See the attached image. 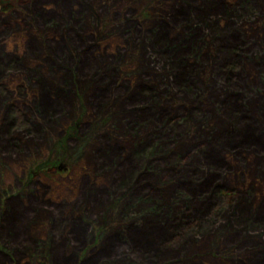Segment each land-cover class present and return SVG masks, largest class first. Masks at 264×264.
Returning a JSON list of instances; mask_svg holds the SVG:
<instances>
[{
    "label": "trees",
    "instance_id": "trees-1",
    "mask_svg": "<svg viewBox=\"0 0 264 264\" xmlns=\"http://www.w3.org/2000/svg\"><path fill=\"white\" fill-rule=\"evenodd\" d=\"M51 1L56 8L43 10L40 9V1L29 0L35 8L32 11V20L51 23L58 30L57 37L47 40L51 53L47 58L55 67L61 68L66 76L61 78L63 83L57 91L49 88L41 80V76L30 79L40 88V93H34L32 102L26 100L24 103L26 110L29 111L27 124L34 127H42L43 122H48L61 113L64 110L61 107H67L71 101L70 89L74 88L76 91V84L81 81L89 80L100 84L94 94L97 97L96 101L108 97L117 98L118 90L138 87L136 84L132 86L131 79L124 76L131 74L130 71H122L118 67L109 71L107 59L116 61L127 52V49L118 48L117 55L103 53L97 46L96 36L91 32L81 33L82 25L79 22L81 15L76 9L74 7L70 9L64 0ZM237 1L238 6L226 0H184L182 4L171 8L166 15L159 17V20L149 22L146 28L155 21L157 24H153L151 31L147 33L142 24L127 18L124 11L121 12L125 17L124 21H129L130 29L134 31V34L128 33L126 36L127 45L130 46L132 43H137V46L138 43L145 45L146 51L144 49L141 55H145L146 52L151 65L150 71L155 78H158L152 80V76L150 78L146 73H142L146 81L145 86L143 85L145 89L127 98L126 102L133 111L136 121L154 124L152 154L158 155L151 158L142 157L143 159L133 156L123 158L120 153L122 148H119V145H105L106 149L101 150L104 160L108 161L109 167H116L117 188L120 189H115L122 196L125 194L128 196L124 205L122 203L123 215L128 212L127 224L124 229L116 235L113 233L109 238L105 232L103 242L106 244L94 247L80 258L78 250L76 253L75 250L81 246L82 235L89 233L91 222L84 220L81 214L72 217L74 223L80 225L79 228L78 226L75 230L69 228V231L64 232V227L60 233L56 231L52 235L50 246L55 264H119V262L120 264H202L197 254L188 255L187 252L190 248V246L186 248L189 239L199 242L203 237V234L194 236L198 235L199 231L195 233L187 228L193 222L184 225L187 217L193 220L207 218L206 222L213 229L223 225L226 233L231 232V234L218 236L215 240L228 242L227 246L242 248L243 243L232 242L234 234H240L243 238H256L264 244L262 222L264 198L258 200L245 190L231 203H220L219 210L214 213H207L203 207L208 201L215 199L216 190L219 192L222 189L227 190L224 186L227 178L223 170L230 165V162L226 161L223 154L225 149L248 148L251 156H254V153L255 157L257 153L264 156V127L261 126L264 124V109L258 105V102L264 104V55L260 54L263 59L258 61V54L253 57L252 50L247 49L249 35L244 30L241 31L243 27L240 25L242 20L245 21L244 19L249 17L247 12L250 3L249 0L247 3L246 0ZM13 5L11 0H0V29L6 26L4 17L12 12ZM84 5L85 3L81 4ZM258 42H261V50L264 52V38ZM242 61H245L246 65L255 67L254 71L258 70L255 77H252V74L248 75L245 70L233 72L230 69L234 64L240 67ZM2 64L0 60V65ZM13 67L17 68L16 65ZM209 67L213 71L212 84L206 80L204 70ZM26 71L34 73V67H28ZM166 72L169 76L162 80L160 74ZM113 74L117 75L115 81L111 80ZM163 92L164 95H161ZM215 96L218 97L213 103L216 114H222L225 124L229 126H226L222 136H218V132L215 131L214 122L208 121V129L203 127L207 120L204 114L212 110L210 102ZM192 101L198 104L199 108L194 109L190 104ZM196 111L200 113L199 116L194 113ZM83 115L84 112L78 118L80 116L83 118ZM200 115H203L202 119ZM182 119L184 122H180ZM199 122L202 123L200 127H198ZM81 123L80 128L75 126V132L80 133L84 124L83 121ZM196 125L197 129H195ZM202 129L207 131V138L197 143L190 156L196 164H199L198 167H195V164L192 166L182 163L168 168L158 165L149 167L153 161L167 160L172 147H163V141L171 139L172 146L175 147L176 141H184L181 140L182 138L187 140L194 139L195 136H205L194 135L196 132H204ZM12 131L0 125V140L4 148L9 151L18 145V134L26 140L33 139V130L16 128ZM71 137L67 136V142ZM172 138L177 140L174 141ZM115 151L122 158L121 163L117 162L119 165L116 164L117 156L113 154ZM238 154L241 156L239 152ZM189 166H191L189 170L191 176L188 177L187 173L181 171ZM177 168L178 170H175ZM170 183H175L177 189L171 200L169 193L174 188ZM91 190L97 193L92 195V199L96 202H100V192L106 193L107 196L113 192L110 188L103 187L99 190ZM250 198H254V201H250ZM16 203L13 201L12 206ZM18 209L24 211L22 206ZM18 211L16 210V217L10 223H16L20 227L12 229L8 234L17 231L15 233L20 235L22 241L30 244L31 240L24 231L25 228L19 223L22 215ZM192 212L201 214L193 217ZM8 216L10 215L7 213L6 219L9 221ZM198 225L200 224L197 223ZM205 233L208 234L209 230ZM2 242L3 248L7 250L9 245L6 239ZM43 243L45 250L48 249L47 243L45 241ZM23 247L20 245L19 248L8 250L18 252ZM246 262L250 261L246 259ZM253 263L264 264V253L255 257Z\"/></svg>",
    "mask_w": 264,
    "mask_h": 264
},
{
    "label": "rangeland",
    "instance_id": "rangeland-1",
    "mask_svg": "<svg viewBox=\"0 0 264 264\" xmlns=\"http://www.w3.org/2000/svg\"><path fill=\"white\" fill-rule=\"evenodd\" d=\"M38 1H40V9L56 8L51 0ZM64 1L70 9L74 7L81 15L79 18L82 25L81 33L91 32L96 36L97 46L103 53L117 55L118 48L127 49V52L118 57L116 61L107 59L109 71L116 67L122 71H130L131 74L124 76L131 79L132 86L136 84L138 87L137 89L131 87L129 90L123 88L117 91V98L108 97L96 101L97 97L94 94L100 84L89 80L81 81L76 84V91L74 88L70 89L72 102L70 101L67 107H61L64 110L54 117L55 119L43 122L42 127L29 126L27 124L29 111L26 110L24 103L26 100L32 102L34 93H40V88L35 86L30 79L41 76V80L49 88L57 91L60 90L63 83L61 78L66 75L61 68L55 67L52 61L47 58V56H51L47 40L57 37L58 30L51 23H39L35 19L32 20V11L35 8L29 0H11L14 9L4 17L6 26L0 29V60L3 62L0 65V125L7 127L11 132L16 128L33 130V139L26 140L18 134V145L12 146L10 151L4 148V144L0 140V264H15L16 262L17 264H55L52 260L54 254L50 246L52 235L56 231L60 233L64 227V232L69 231V228L74 230L77 226L79 228L80 225L74 223L72 217L80 216V214L84 220L91 223H89V233L82 235L81 246L75 250V253L78 250V255L82 258L94 247L105 245L106 243L103 242L105 232L109 238L113 233L116 235L124 229L127 224L128 212L123 215L122 208L128 196L126 194L122 196L115 189L118 184L116 167H109L110 164L106 159L104 160L101 150L106 149L105 145L109 144L119 145L118 147L122 148L120 153L123 158L133 156L143 159L142 157L151 158L158 155L152 154L154 151V133H152L155 128L154 124L136 121L133 111L126 103L127 98H131L136 92L145 89L146 81L142 77V73H146L150 78L152 76V80H158V78H155V75L150 71L151 65L146 52L145 55H141L144 49L146 51L145 45L138 43L137 46L136 42V44L127 45L126 36L134 31L130 29V22L124 21L125 17L121 15V12L124 11L127 18L142 24L147 33L151 31L153 24H157L155 21L149 28H146L149 22L159 20V17L163 14L166 15L171 8L182 4L184 0ZM226 1L239 5L237 0ZM245 2L247 3V0ZM248 2L250 3L249 12H247L249 17L244 19L245 21L242 20L240 26L243 27L241 31L244 30L249 35L248 44L245 43L247 49L252 50L253 57L257 53L259 61L263 59L260 54L264 55L261 50V42H258L264 38V0H249ZM84 3L85 5L81 6ZM242 63L240 67L234 64L230 69L233 72L245 70L248 75L252 74V77H255L258 70L254 71L255 67L246 65L245 61ZM15 65L17 68L13 67ZM28 67H34V73L26 71ZM204 70L206 71V80L212 84V68ZM160 76L164 80L169 75L166 72ZM116 79L117 75H111V80L115 81ZM158 84L160 86V81ZM161 95H164V92ZM217 98L215 96L214 100L210 102L212 106L210 113L204 114L207 116V120L203 127L209 128L208 121L214 122L215 131L218 132V136H222L228 125L225 124L222 114H216L213 103L217 101ZM190 104L194 109L199 108L194 101ZM258 105L264 109L263 103L258 102ZM59 109L58 107L57 110L59 111ZM83 112V118L81 116L78 118ZM194 113L197 116L200 114L198 111ZM182 120L180 122H184V119ZM81 121L84 124L80 133L75 132L77 126L80 128ZM201 124L199 122L198 127ZM261 126L264 127V124ZM195 129H197V125ZM202 130L204 131V129ZM206 132L194 133V135H205L203 137L195 136L194 139L185 140L181 137L183 142L172 138L176 141L175 147L172 146L171 139L163 141V147H172L167 160L153 161L149 167L158 165L168 168L180 163L192 164V166L195 164V167H198L199 164H196L190 156L197 143L207 138L208 133ZM67 136H72L68 142ZM113 154L118 159L116 164L117 162L121 163L122 158L117 155L118 153L115 151ZM223 154L226 161L230 162V165L223 170L226 173L227 181H224V186L227 190L222 189L220 192L216 190L215 199L203 205L207 213L218 211L220 203H231L245 190L258 200L264 198V164L262 165L264 156L257 155L258 153L257 157H255V153L254 156H251L248 153V148L225 149ZM186 168L181 172L187 173L189 177L191 176L189 171L191 166ZM196 176L198 175L196 174ZM101 187L110 188L113 192L108 196L106 193L100 192V202H96L92 199V195L97 193L96 191L91 192V189L99 190ZM172 187L174 189L169 193L170 200L177 191L175 183ZM135 189L138 190V188ZM165 200L167 203L168 199ZM13 201L17 202L15 206H12ZM250 201H254V198H250ZM19 206H22L24 211L18 209ZM29 207L30 209H28ZM16 210H19L18 212L22 215L19 223L25 228L24 231L27 232V236L31 240L30 244H25L19 237L20 235L15 233L17 231L11 235L8 234L12 229L20 227L16 223H10L16 217ZM7 213L10 215L8 216L9 221L6 219ZM192 213L193 217L201 214ZM206 219L185 218V226L190 222H193L191 225H196L189 224L187 227L191 232L199 231V234L194 235V233V236L198 237L203 234L199 242L189 239L186 246V248L190 246L189 251L187 250L188 255L197 254L202 264H256L253 263L255 257L264 253V244L260 240L251 237L243 238L240 237V234H234L232 242L243 243L242 248L227 246L228 242H219L215 238L222 235L228 236L231 232L226 233L223 225L213 229L208 225ZM262 222L264 223V220ZM197 223L200 225L197 226ZM207 230H209L208 234L205 233ZM5 239L9 248H19L20 245L24 247L18 252L8 250L7 246L8 249L5 250L2 246V241ZM44 241L48 245L46 250ZM246 259L250 262L247 263Z\"/></svg>",
    "mask_w": 264,
    "mask_h": 264
}]
</instances>
